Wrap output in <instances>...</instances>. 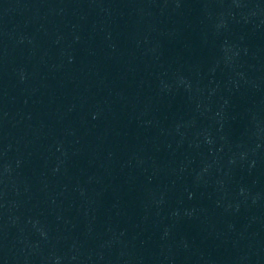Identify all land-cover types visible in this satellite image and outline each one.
Listing matches in <instances>:
<instances>
[{"label": "water", "instance_id": "obj_1", "mask_svg": "<svg viewBox=\"0 0 264 264\" xmlns=\"http://www.w3.org/2000/svg\"><path fill=\"white\" fill-rule=\"evenodd\" d=\"M0 264H264V0H0Z\"/></svg>", "mask_w": 264, "mask_h": 264}]
</instances>
